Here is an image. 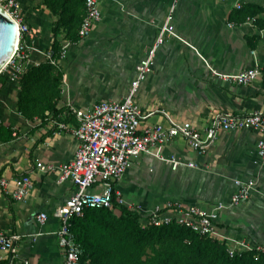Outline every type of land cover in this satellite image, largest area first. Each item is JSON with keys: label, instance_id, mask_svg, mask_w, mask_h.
<instances>
[{"label": "crops", "instance_id": "crops-1", "mask_svg": "<svg viewBox=\"0 0 264 264\" xmlns=\"http://www.w3.org/2000/svg\"><path fill=\"white\" fill-rule=\"evenodd\" d=\"M26 1L22 0L24 20L35 34L29 41L31 68L44 61V49L51 43L49 26L56 18L30 8L34 0ZM172 2L101 0L102 21L61 65L64 81L57 110L62 114L25 119L18 108L19 86L9 79L6 85L0 83V127L10 126L15 132L9 143H0V181L13 185L15 178L29 176L33 183L23 202L0 188V229L19 238L17 264H64L55 214L75 188L60 183L58 172L43 173L37 164L59 166L74 158L78 145L69 130L76 125L70 108L91 109L101 101L126 98L136 66L155 44ZM254 8H264V0H245L242 10L232 1L179 0L172 22L178 38L167 36L158 48L153 70L136 96L142 112L150 115L142 127L167 126L161 112L201 132L219 114L264 112V76L239 86L210 70L235 75L254 68L255 57L264 66V29L256 22L264 14L251 16ZM258 139L252 132L220 133L208 153L200 155L183 138H175L141 157L116 189L125 206L145 218L169 202L209 212L223 204L217 240L229 250L251 252L264 246V162L258 157ZM172 159L179 162L176 170ZM236 181L253 182L255 189L248 201L232 207ZM113 211L120 216L119 209ZM41 213L49 217L44 225L37 221Z\"/></svg>", "mask_w": 264, "mask_h": 264}, {"label": "built area", "instance_id": "built-area-1", "mask_svg": "<svg viewBox=\"0 0 264 264\" xmlns=\"http://www.w3.org/2000/svg\"><path fill=\"white\" fill-rule=\"evenodd\" d=\"M235 2L236 9L243 8L245 0H218ZM179 0H173L166 24L163 26L155 44L148 51L146 58L136 66V78L130 85L129 92L122 102L101 101L91 109L70 108L76 125L69 128L77 142L74 158L59 166L37 164L43 173L58 172L60 183H71L75 191L73 195L57 210L55 217L59 221L57 233L64 264H82L83 247L71 232V222L80 217L86 210L115 209L114 198L118 205L125 202L116 185L143 156L152 153L175 138H183L189 147L200 155H205L214 145L220 133L252 132L258 136L257 153L264 162V112H256L245 116L229 113L217 115L209 128L198 131L190 122H180L167 112H161L167 126L142 127L145 115L139 107L136 96L140 86L147 80L155 65V56L167 36L178 38L172 27L174 13ZM101 0H85L86 13L82 21L79 36L82 40L91 36L94 28L102 21ZM0 6L16 23L18 28V48L2 71L10 83H15L24 74L30 61L31 47L29 38L30 26L25 23L22 0H0ZM255 57V53H253ZM51 58V57H49ZM256 66L238 74L225 76L210 68L212 74L225 81L239 86H249L264 76V66L255 57ZM0 74V75H1ZM61 129H68L58 124ZM160 160L164 161L163 158ZM173 170L179 166L176 159L171 161ZM190 168L195 166L190 164ZM13 185L5 179L0 181V188L16 202H23L33 188L29 176L15 178ZM230 206L238 207L248 201L255 189L253 182L236 181ZM98 189V191H91ZM224 208L220 204L217 211H204L196 206H185L178 202H169L165 206L156 207L144 221L147 225L162 227L173 223L182 225L194 233L209 239L218 238L219 211ZM49 217L45 213L37 216L40 225L47 223ZM16 236H10L0 229V264H17L18 255ZM231 257L243 252L229 250ZM256 251L264 257V246ZM22 264H31L24 260ZM89 264V263H86Z\"/></svg>", "mask_w": 264, "mask_h": 264}, {"label": "trees", "instance_id": "trees-1", "mask_svg": "<svg viewBox=\"0 0 264 264\" xmlns=\"http://www.w3.org/2000/svg\"><path fill=\"white\" fill-rule=\"evenodd\" d=\"M57 19L52 30L54 37L65 34L69 42L78 45L79 30L85 17V0H40ZM242 10V9H241ZM245 10H252L245 7ZM251 16L264 14V8H254ZM264 29V18L256 20ZM54 58L60 48L54 44ZM8 77L0 75V83L6 85ZM64 75L61 68L51 62L33 66L21 82L18 108L25 119L42 118L49 113L57 116L61 100ZM10 126L1 125L0 143L14 138ZM117 217L111 210H86L71 222V232L82 245V264H264V257L256 251L231 257L225 244L198 235L190 229L173 223L168 226H142L145 217L126 206H120ZM147 219V217H146Z\"/></svg>", "mask_w": 264, "mask_h": 264}, {"label": "rangeland", "instance_id": "rangeland-1", "mask_svg": "<svg viewBox=\"0 0 264 264\" xmlns=\"http://www.w3.org/2000/svg\"><path fill=\"white\" fill-rule=\"evenodd\" d=\"M26 2L28 3L29 1L27 0ZM30 4H31L30 8H35V9H38L39 11H42V10L48 11L45 7H43L41 5V1L40 0H34V2H31ZM51 16H54V15L51 14ZM56 19H55V21H56ZM55 21H52L50 23V26H49V29H50V32H51V43H49L48 47L44 49L43 55H44L45 59H44V61L42 63L51 62V64L53 66L62 69L61 65H63L67 60H69V58H70V56L72 55V52H73L72 50H74V48H76L77 45L71 44L69 42V39L66 36H64L65 34H59L57 37L53 36L52 30L55 27ZM32 36H35L34 31H31L29 41L32 39ZM54 44H57V46L60 48L59 53H57V55L55 56L56 58H54V55H53ZM49 57H51V58H49ZM42 63H40V64H42ZM39 65H37V66H39ZM31 68L28 67L25 70L24 74L19 78V80L16 81L15 83H12L14 85H18L19 86L20 92H21V82L23 81L25 75L27 74V72ZM62 71H63V69H62ZM63 75H64V72H63ZM43 117L46 118L47 117V113H44ZM40 119H42V118H40ZM144 219L146 220V218H144ZM142 226L144 228L147 227L146 222L142 221Z\"/></svg>", "mask_w": 264, "mask_h": 264}, {"label": "water", "instance_id": "water-1", "mask_svg": "<svg viewBox=\"0 0 264 264\" xmlns=\"http://www.w3.org/2000/svg\"><path fill=\"white\" fill-rule=\"evenodd\" d=\"M18 44V28L16 23L0 6V74L10 61Z\"/></svg>", "mask_w": 264, "mask_h": 264}, {"label": "bare ground", "instance_id": "bare-ground-1", "mask_svg": "<svg viewBox=\"0 0 264 264\" xmlns=\"http://www.w3.org/2000/svg\"><path fill=\"white\" fill-rule=\"evenodd\" d=\"M17 48H18V44H17ZM17 48H16V50H17ZM16 50H15V52H16ZM15 52L12 54V56H14ZM12 56L10 57V59L12 58Z\"/></svg>", "mask_w": 264, "mask_h": 264}]
</instances>
